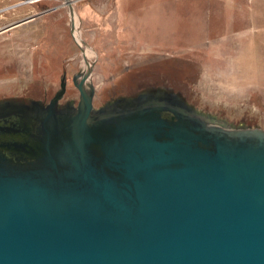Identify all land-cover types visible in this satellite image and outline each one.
<instances>
[{"label":"water","instance_id":"95a60500","mask_svg":"<svg viewBox=\"0 0 264 264\" xmlns=\"http://www.w3.org/2000/svg\"><path fill=\"white\" fill-rule=\"evenodd\" d=\"M84 61L76 111L0 105V264H264V133L158 92L94 114Z\"/></svg>","mask_w":264,"mask_h":264},{"label":"rangeland","instance_id":"374dc122","mask_svg":"<svg viewBox=\"0 0 264 264\" xmlns=\"http://www.w3.org/2000/svg\"><path fill=\"white\" fill-rule=\"evenodd\" d=\"M70 3L81 44L65 0H0V105L46 107L63 81L56 108L76 109L85 57L94 112L158 92L264 133V0Z\"/></svg>","mask_w":264,"mask_h":264},{"label":"bare ground","instance_id":"6f19581e","mask_svg":"<svg viewBox=\"0 0 264 264\" xmlns=\"http://www.w3.org/2000/svg\"><path fill=\"white\" fill-rule=\"evenodd\" d=\"M68 5H69V3H67ZM73 11V10H72ZM73 19H74V24H73V26H74V29H73V31H72V34H74V30H75V35H73V37H74V40L76 41V42H78V43H82L80 40H81V38L79 37V32L76 30L77 29V23H76V18H75V15H74V17H73V13H72V18H71V21H73ZM70 24H71V22H70ZM85 49H87V48H85ZM89 55V52H88V50H86L85 51V55L84 56H88ZM91 74V73H90ZM80 76L82 77V74H80ZM90 76V75H89ZM89 78V77H88ZM87 78V79H88ZM86 79V80H87ZM86 80H85V82H86ZM78 82H79V80H78ZM85 82H84V87H85ZM93 97H94V95H93ZM144 98V97H143ZM142 98V99H143ZM139 100H141V99H138L137 101H139ZM58 102V101H57ZM57 105V104H56ZM92 106H93V99H92ZM125 105H124V103H122L121 101L120 102H118L117 104H115L113 107L114 108H118V109H120V108H123ZM92 109H93V107H92ZM109 108H107V109H102V110H108ZM75 111H76V109H75ZM98 112V111H97ZM97 112H94L93 110H92V113H94V114H96ZM199 116H201V118L204 120V121H208L209 123H213V124H224L223 126L225 127H228L227 129H230V131H232V132H235V131H237L236 129H234L232 126H230V125H226L225 123H222V122H218L217 120H215L213 117H211V118H206V117H202V115L201 114H198ZM244 131H247V130H244ZM250 131V130H249Z\"/></svg>","mask_w":264,"mask_h":264},{"label":"flooded vegetation","instance_id":"af4514ba","mask_svg":"<svg viewBox=\"0 0 264 264\" xmlns=\"http://www.w3.org/2000/svg\"><path fill=\"white\" fill-rule=\"evenodd\" d=\"M59 101V100H58ZM57 104H58V102H57ZM57 106V105H56Z\"/></svg>","mask_w":264,"mask_h":264}]
</instances>
